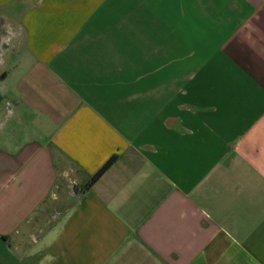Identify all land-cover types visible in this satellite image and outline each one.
Here are the masks:
<instances>
[{
	"label": "crops",
	"instance_id": "crops-1",
	"mask_svg": "<svg viewBox=\"0 0 264 264\" xmlns=\"http://www.w3.org/2000/svg\"><path fill=\"white\" fill-rule=\"evenodd\" d=\"M0 264H264V0H0Z\"/></svg>",
	"mask_w": 264,
	"mask_h": 264
},
{
	"label": "trees",
	"instance_id": "trees-1",
	"mask_svg": "<svg viewBox=\"0 0 264 264\" xmlns=\"http://www.w3.org/2000/svg\"><path fill=\"white\" fill-rule=\"evenodd\" d=\"M102 172H103V170H102L100 173H98V175H96V176L92 179L91 183H90L88 186H90L91 184H93V183L96 181V179L102 174Z\"/></svg>",
	"mask_w": 264,
	"mask_h": 264
}]
</instances>
